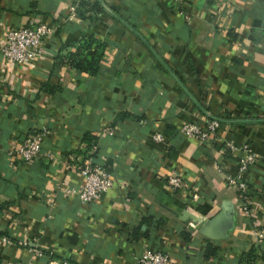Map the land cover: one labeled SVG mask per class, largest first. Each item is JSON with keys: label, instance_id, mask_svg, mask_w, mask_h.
I'll return each mask as SVG.
<instances>
[{"label": "crops", "instance_id": "crops-1", "mask_svg": "<svg viewBox=\"0 0 264 264\" xmlns=\"http://www.w3.org/2000/svg\"><path fill=\"white\" fill-rule=\"evenodd\" d=\"M77 1L0 0V41L7 27L49 30L44 60L0 57V264H138L144 250L186 264L243 263L250 229L263 222L264 0H100L115 17L103 9L92 21L77 16ZM82 35L105 43L94 75L53 62ZM211 117L224 121L205 141L179 131ZM42 129L36 157H9ZM243 145L255 155L244 175L247 218L226 180ZM87 164L114 184L81 203L62 189L77 187ZM171 172L184 187L168 189ZM225 202L231 226L214 239L200 234L199 220ZM207 243L216 250L205 258ZM250 264H264V245Z\"/></svg>", "mask_w": 264, "mask_h": 264}, {"label": "built area", "instance_id": "built-area-1", "mask_svg": "<svg viewBox=\"0 0 264 264\" xmlns=\"http://www.w3.org/2000/svg\"><path fill=\"white\" fill-rule=\"evenodd\" d=\"M48 32L49 30L44 24L5 28L3 38L0 41V57L4 61L16 65L32 64L44 60L45 49L43 40ZM222 121L224 120L221 118L211 117L201 127L190 122H185L179 127V131L186 138L205 141L213 135L214 130ZM46 132L45 129H42L38 133L26 137L21 143L11 148L7 154L9 157L16 158L21 164H27L39 154L43 136ZM151 137L154 141H160L161 139L159 133H154ZM229 148L234 149V146L229 145ZM242 148H245V145ZM243 150V155L237 160L236 173L234 175H227L226 180L228 183L235 185L239 190L240 211L242 216L247 218L251 213L248 196L245 191L244 175L253 164L255 155L246 148ZM78 173L81 178L79 185L77 187L63 188L62 192L66 197H76L81 203H88L99 199L114 184L111 174L96 164L84 165L78 168ZM166 185L170 191H176L184 187L180 176L173 172L167 175ZM188 194L191 200H195L197 197L192 189H188ZM261 211L263 222L260 224L252 223L253 225L250 229L251 245L256 252L264 245V206ZM2 240L5 241L6 239L2 238ZM32 251L38 256L41 255V252L37 249ZM137 262L138 264H186L173 260L166 252L154 250L142 251L137 258Z\"/></svg>", "mask_w": 264, "mask_h": 264}, {"label": "trees", "instance_id": "trees-1", "mask_svg": "<svg viewBox=\"0 0 264 264\" xmlns=\"http://www.w3.org/2000/svg\"><path fill=\"white\" fill-rule=\"evenodd\" d=\"M75 12L81 19L92 21L95 14L103 13V8L97 1L78 0L75 4ZM105 43L95 39L93 36L82 35L75 41L62 47L53 57V62L58 64L67 63L68 66L89 75H94L100 67L101 57L103 55ZM63 51V52H62ZM224 120V119H223ZM82 141L87 147L92 144V137L83 136ZM216 248L209 243L205 245L203 257L207 258L215 253ZM256 254L254 247L244 258L241 264H250L253 256Z\"/></svg>", "mask_w": 264, "mask_h": 264}, {"label": "water", "instance_id": "water-1", "mask_svg": "<svg viewBox=\"0 0 264 264\" xmlns=\"http://www.w3.org/2000/svg\"><path fill=\"white\" fill-rule=\"evenodd\" d=\"M98 2L100 3L101 7L105 11L111 13L110 10L107 9L101 3L100 0H98ZM112 15L115 17L114 14H112ZM187 31H188L187 26H186V24L183 23L179 27V30H178V34L182 40H186ZM179 216L182 219H184V220L188 219L189 221L197 219L193 214H191L187 211H182V213ZM231 221H232V209H231V206L229 205V203L225 202L221 205L220 210L217 213L208 217L207 219H203L201 221L199 220L200 223L198 224L197 230L203 236H205L207 238L214 239V238L218 237L222 232H224L227 227L231 226Z\"/></svg>", "mask_w": 264, "mask_h": 264}]
</instances>
